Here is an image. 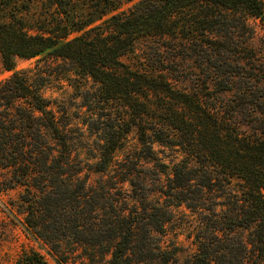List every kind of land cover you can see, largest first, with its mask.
I'll list each match as a JSON object with an SVG mask.
<instances>
[{
  "label": "trees",
  "instance_id": "16d2710c",
  "mask_svg": "<svg viewBox=\"0 0 264 264\" xmlns=\"http://www.w3.org/2000/svg\"><path fill=\"white\" fill-rule=\"evenodd\" d=\"M53 2L60 13L57 32L30 34L0 24L4 67L13 71L17 58L46 54L73 62L99 85L105 102L123 100L126 116L106 129L92 171L110 173L124 137L137 127L145 153L137 161L157 159L153 175L164 204L137 195L149 186L140 183L134 160L117 162L118 181L94 186L82 177L72 138L41 85L15 72L0 83V192L22 189L17 203L27 234L49 245L62 262L69 260V247L82 250L83 264H264V55L238 34L253 35L251 18L264 21V0H140L121 12V0H98L85 16L70 9L68 0ZM148 38L171 41L187 56L192 51L196 58L188 59L201 60L207 75L205 92L185 91L171 73L136 66L137 43ZM236 48L250 55L242 57ZM212 91L235 96L233 114H227V104H211ZM154 97L178 103L168 110L167 129L155 121L145 124ZM246 110L251 133L237 121ZM155 143L189 146L196 156L170 167L156 158ZM126 183L136 195L120 199L113 190ZM184 205L202 214V238L197 253L180 263L157 235L171 221V208ZM15 264L49 262L31 248Z\"/></svg>",
  "mask_w": 264,
  "mask_h": 264
},
{
  "label": "rangeland",
  "instance_id": "374dc122",
  "mask_svg": "<svg viewBox=\"0 0 264 264\" xmlns=\"http://www.w3.org/2000/svg\"><path fill=\"white\" fill-rule=\"evenodd\" d=\"M138 1L140 0L127 3L126 0H121L122 6L117 12L127 10ZM66 3L70 9L73 7L75 12L85 16L90 10H95L98 0H68ZM59 18V9L54 5L53 0H0V24L13 23L15 27L26 29L30 34L57 32L60 29ZM248 24L253 35L250 31L241 30L238 33L240 41L249 44L264 55V21L251 18ZM197 30L201 32L202 27L197 26ZM75 36L77 35L74 34L70 38ZM175 47L176 45H173L171 41L164 42L154 38L142 39L136 46L137 55L141 58L136 66L152 73L169 72L175 79L181 80V83L177 81V87L185 91L197 90L202 95V92H205L202 88L203 80L207 75L203 71L201 60L188 59V56L196 58L192 51L188 52L187 56ZM234 50L242 57L250 55V50L240 48ZM124 61L130 62L128 59ZM15 72L22 73L30 79V82L41 85V94L50 102L49 108L53 110L62 128L68 131L72 138L73 156L84 167L82 177H87L88 182L94 186L100 184L101 181L108 183L118 181L115 173L120 166L117 162L127 164L125 160H134L136 161L135 174L139 176L140 183L149 186L143 191L138 189L137 195L143 197L146 193L150 202L159 206L164 204V198L156 192L157 182L153 175L157 159L151 162L145 159L141 162L137 161L145 154L139 141L137 127H133L124 137L123 147L115 155L117 161L110 173L100 174L92 171V166L98 162V158H101L106 129L114 121L122 122L126 116L123 100L105 102L98 92L99 85L91 77L82 73L73 62L53 58L46 54L33 59L17 58L13 71H8L4 67L0 54V83L10 79ZM212 90H215L214 87ZM212 92L211 104L217 103L219 106L227 104L226 109L229 110L227 114H233L238 104L234 100L235 96H224ZM204 94L207 96V93ZM177 104L175 100L168 103L161 98L154 97L149 105L151 111L149 117L146 118L148 123L145 124L155 121L167 129L170 112L168 110ZM247 112L246 110L243 114L240 113L237 121L245 125L243 130L251 133L253 123ZM171 134H174L175 140H179L176 131H172ZM200 134L202 133H199L197 138L199 142L196 144L198 152L202 150ZM185 147L154 144L156 158L170 167L183 159L194 158L192 154L196 156L189 146ZM170 170L171 168L168 172ZM166 179L164 175L163 180ZM234 183H236L235 189L240 190L241 185L237 180ZM120 186L121 184L118 188ZM193 191L195 197L199 196L197 190ZM21 192L20 188L0 192V264H15L21 252L31 248L41 253L49 264H83L80 255L82 250L74 252L66 247L65 251L70 252L68 253L70 254L69 260L62 262L49 245L27 234L26 227L22 223L23 217L18 211L17 202ZM115 192L119 194L120 199L124 197L130 199L128 196L136 195L128 183L124 184L120 191L113 190V193ZM171 210L172 219L166 224L163 233L157 235V238L164 249L167 248L175 253L179 262L184 263L198 251V240L202 238V214L195 209L186 208L185 205L180 208H171Z\"/></svg>",
  "mask_w": 264,
  "mask_h": 264
}]
</instances>
